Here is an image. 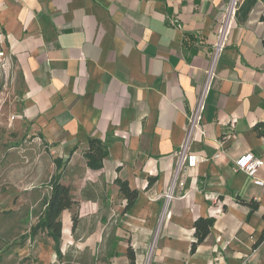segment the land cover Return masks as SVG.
I'll list each match as a JSON object with an SVG mask.
<instances>
[{"label": "crops", "instance_id": "0c3cea01", "mask_svg": "<svg viewBox=\"0 0 264 264\" xmlns=\"http://www.w3.org/2000/svg\"><path fill=\"white\" fill-rule=\"evenodd\" d=\"M227 2L0 0V52L20 71L24 116L79 204L75 228V207L60 216L61 254L77 246L96 264H130L129 249L136 264H264V187L234 169L247 152L264 159V0H242L216 59L206 133L191 141L201 160L182 173L163 218L154 200L208 82ZM89 137L108 145L97 170ZM118 179L138 191L129 209ZM50 195L49 186L45 206ZM200 217L215 221L192 250ZM29 250L20 246V259ZM39 253L40 264L58 256L51 237Z\"/></svg>", "mask_w": 264, "mask_h": 264}, {"label": "rangeland", "instance_id": "374dc122", "mask_svg": "<svg viewBox=\"0 0 264 264\" xmlns=\"http://www.w3.org/2000/svg\"><path fill=\"white\" fill-rule=\"evenodd\" d=\"M23 95L16 62L0 54V264H40L39 245L50 237L46 231L30 233L45 209L56 171L54 153L25 118ZM24 245L31 254L20 259L17 249ZM94 260L89 248L73 246L51 264H96Z\"/></svg>", "mask_w": 264, "mask_h": 264}, {"label": "built area", "instance_id": "2783aa9c", "mask_svg": "<svg viewBox=\"0 0 264 264\" xmlns=\"http://www.w3.org/2000/svg\"><path fill=\"white\" fill-rule=\"evenodd\" d=\"M241 3L242 0H228L226 4L223 19L219 29L218 39L215 44L212 65L208 70V82L204 87V90L202 91L196 106L188 116L184 142L177 149L175 153V159H176L175 169L172 174V179L170 181V184L164 193L154 198V200L163 199V214L161 218L167 215L166 210L168 208L170 201L177 197L175 194L177 187L179 186L182 187L185 185V181L181 177L182 173L185 172L188 168L195 167L198 164V162L201 160V157L192 151L191 141L193 139L195 132H200L203 135H205L206 133L205 128L203 127V117H204V110L206 107L205 99H206V92L209 87V80L214 73V66L216 59L220 51L225 46L226 43L225 41L237 17V13ZM0 54H3V52H0ZM218 156L219 155H217V157ZM262 167H264V159L257 157L253 152H247L241 155L239 158L235 160L234 163V169L236 171L237 170L245 171L253 179L254 184L264 187V180L258 175ZM185 196L186 194L181 197H185Z\"/></svg>", "mask_w": 264, "mask_h": 264}, {"label": "trees", "instance_id": "16d2710c", "mask_svg": "<svg viewBox=\"0 0 264 264\" xmlns=\"http://www.w3.org/2000/svg\"><path fill=\"white\" fill-rule=\"evenodd\" d=\"M261 126L263 125L259 124L256 128L260 133H263V130L260 129ZM107 155L108 145L98 137H89L88 148L85 151L88 166L94 170L102 168L104 158ZM117 183L120 185L122 195L127 200L126 209H129L135 203L138 197V191L131 189L127 181L118 179ZM50 187L51 195L46 202L43 215L39 218L38 222L32 226L30 235H35L38 231H46L54 240L57 254H61L62 220L60 216L65 209L75 207L76 210L72 215L73 228H75L79 220V204L78 201L74 200L70 186L62 183L58 177H51ZM251 206L253 209L256 207V205L254 206L253 204H251ZM214 221L212 217H200L197 219L194 224L196 240L192 244V250H195L198 244L205 240L214 225ZM128 252L131 260L130 264H136L134 253H132L130 249Z\"/></svg>", "mask_w": 264, "mask_h": 264}]
</instances>
